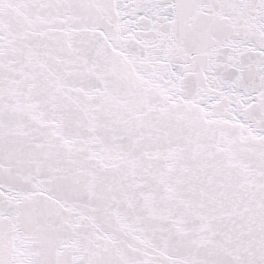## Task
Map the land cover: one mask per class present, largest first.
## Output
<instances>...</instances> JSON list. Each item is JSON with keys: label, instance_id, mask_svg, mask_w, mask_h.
<instances>
[{"label": "snow or ice", "instance_id": "6c2138e0", "mask_svg": "<svg viewBox=\"0 0 264 264\" xmlns=\"http://www.w3.org/2000/svg\"><path fill=\"white\" fill-rule=\"evenodd\" d=\"M0 264H264V0H0Z\"/></svg>", "mask_w": 264, "mask_h": 264}]
</instances>
